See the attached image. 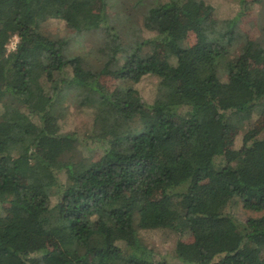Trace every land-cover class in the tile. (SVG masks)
<instances>
[{
  "label": "trees",
  "instance_id": "obj_1",
  "mask_svg": "<svg viewBox=\"0 0 264 264\" xmlns=\"http://www.w3.org/2000/svg\"><path fill=\"white\" fill-rule=\"evenodd\" d=\"M200 6L161 2L130 38L109 22L107 0H0V264H264V125L225 147L230 129L264 111V46L231 22L232 56L201 33ZM50 18L101 29L102 64L45 34ZM147 75L159 79L151 103L133 86ZM108 76L119 80L111 90ZM69 86L68 100L91 109L96 160L60 131ZM234 199L263 213L238 220L226 212Z\"/></svg>",
  "mask_w": 264,
  "mask_h": 264
},
{
  "label": "rangeland",
  "instance_id": "obj_2",
  "mask_svg": "<svg viewBox=\"0 0 264 264\" xmlns=\"http://www.w3.org/2000/svg\"><path fill=\"white\" fill-rule=\"evenodd\" d=\"M109 1V22H117L116 27L122 28L123 33L129 32V37L132 38L130 32L135 25L141 28L143 18L149 13V9L157 7L159 3L166 0H107ZM204 6H200L197 12L202 17L201 33L207 36L210 40L218 41L221 45L230 49L232 56L239 52L240 41L239 36L230 38L228 30L230 23L234 22L233 27L239 33L243 34L245 38L258 41L264 46V0H244L240 3L239 0H203ZM95 9L98 5L95 3ZM169 14H173L172 10H169ZM182 18V16H180ZM128 28V29H127ZM42 31L52 38L64 37L68 41L69 54L70 55H82L93 66H99L102 64L101 53L98 49L102 43V30L98 29L91 32L79 31V29L68 26L60 18H50L42 24ZM128 31V32H127ZM155 36L154 31H148L140 29L138 31V37L141 39L153 38ZM18 38L13 36L7 45V50L14 49ZM196 41V35L193 32H189L187 35V45H193ZM155 55L160 54V47L157 45L154 49H151ZM161 55V54H160ZM117 65H113L111 69H115ZM260 65L254 62L250 63V70L259 68ZM225 74H222V78H225ZM118 79L114 76H108L101 79V82L109 90L114 88L118 84ZM159 79L156 76L147 75L144 76L139 82L133 86L138 90L142 98L151 103L155 98ZM73 89V91L71 90ZM65 91H70L71 97L65 99L63 117L60 119V131L62 133L75 132L78 136V154L87 156L88 154L92 160H96L100 156L98 145L92 142L88 136V132L92 123L91 109L86 107H76L69 101V98H73L76 94V88L69 86L65 88ZM174 122L181 124L182 120L179 117L173 118ZM264 125V111L259 113L255 111L251 117L245 121L243 128H232L225 135V147L226 148H240L243 141L253 133V131L259 129ZM85 146H90L92 149L86 150ZM63 177V175L61 176ZM226 212H229L238 220H245L248 217H258L263 212H253L245 210L237 202L233 200L226 208ZM1 213L3 215H9V207L4 204L1 206ZM163 239L169 242H174L176 239L190 242L192 236L189 233H183L177 235L171 232H160ZM166 242H157L156 246L160 247Z\"/></svg>",
  "mask_w": 264,
  "mask_h": 264
}]
</instances>
